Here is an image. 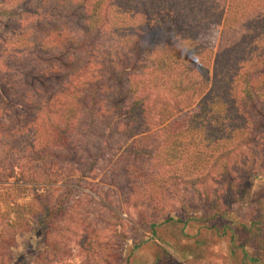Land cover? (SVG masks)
Returning <instances> with one entry per match:
<instances>
[{"label":"trees","instance_id":"obj_1","mask_svg":"<svg viewBox=\"0 0 264 264\" xmlns=\"http://www.w3.org/2000/svg\"><path fill=\"white\" fill-rule=\"evenodd\" d=\"M15 171L47 191L3 204L0 264L36 228L35 264L71 247L123 264L75 220L72 185L96 180L152 234L149 214L201 216L264 264V184L233 211L264 179V0H0V174Z\"/></svg>","mask_w":264,"mask_h":264},{"label":"rangeland","instance_id":"obj_2","mask_svg":"<svg viewBox=\"0 0 264 264\" xmlns=\"http://www.w3.org/2000/svg\"><path fill=\"white\" fill-rule=\"evenodd\" d=\"M17 174L18 171L14 175L0 174V211L4 210L5 202L22 205L34 198H41L47 191L46 187L17 182ZM97 182L94 181V185H72L75 190L73 211L77 226L81 229L82 223L94 232L102 245L100 254L103 257L120 252L123 264H249L246 257L251 254V248L241 240L231 243L228 236L216 234L209 229L214 224L212 221L198 216L183 227L182 223L165 222L168 216L160 221L149 214V222L156 224L152 234L141 225L138 213L125 205L122 197L112 189L97 185ZM263 184V177L258 175L253 181L250 198L233 206L236 219L247 218L251 201H255ZM83 195L92 198L86 199ZM176 209L177 206H174L171 215L174 220L180 219ZM36 229L16 238L14 255L21 264H35V259L44 250L41 232ZM75 251L71 247L73 258L67 264L79 263V259L74 258Z\"/></svg>","mask_w":264,"mask_h":264}]
</instances>
